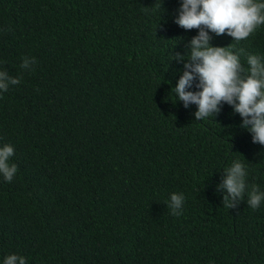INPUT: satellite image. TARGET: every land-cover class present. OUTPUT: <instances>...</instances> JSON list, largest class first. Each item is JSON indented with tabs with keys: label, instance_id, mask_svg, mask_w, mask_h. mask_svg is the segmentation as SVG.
Wrapping results in <instances>:
<instances>
[{
	"label": "trees",
	"instance_id": "16d2710c",
	"mask_svg": "<svg viewBox=\"0 0 264 264\" xmlns=\"http://www.w3.org/2000/svg\"><path fill=\"white\" fill-rule=\"evenodd\" d=\"M179 0H0V67L20 83L0 95V261L27 264H264V204L230 209L215 191L240 159L264 189V146L224 105L195 120L175 102L196 29ZM214 46L264 55V26ZM35 58L32 70L21 67ZM183 193L181 215L168 208Z\"/></svg>",
	"mask_w": 264,
	"mask_h": 264
},
{
	"label": "clouds",
	"instance_id": "9594fccd",
	"mask_svg": "<svg viewBox=\"0 0 264 264\" xmlns=\"http://www.w3.org/2000/svg\"><path fill=\"white\" fill-rule=\"evenodd\" d=\"M173 22L184 30L197 33L186 44L183 53L172 55L171 61L182 64L179 78L171 88L175 102L185 109L195 106V120L204 121L217 116L224 105L241 117L239 127L251 135L252 143L264 146V55L247 54L246 64L241 62L244 50L228 46H214V36L227 35L234 41L246 40L264 26V0H179ZM35 58L25 57L21 67L32 70ZM20 83L0 67V95L10 86ZM14 146H0V177L11 182L18 172L11 161ZM248 166L233 159L223 169L215 191L222 194L223 203L230 209L237 207L244 197L251 209L264 204V189L248 184ZM185 195L173 192L168 208L173 215L183 212ZM0 264H27L24 256L6 255Z\"/></svg>",
	"mask_w": 264,
	"mask_h": 264
}]
</instances>
